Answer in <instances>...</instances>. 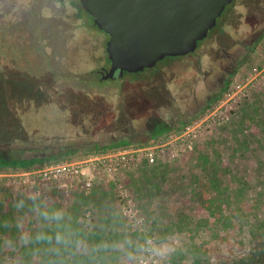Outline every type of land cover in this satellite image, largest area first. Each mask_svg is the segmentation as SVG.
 Masks as SVG:
<instances>
[{
  "label": "rangeland",
  "instance_id": "rangeland-1",
  "mask_svg": "<svg viewBox=\"0 0 264 264\" xmlns=\"http://www.w3.org/2000/svg\"><path fill=\"white\" fill-rule=\"evenodd\" d=\"M263 13L264 1L235 0L230 5L224 19L231 23L226 31L242 43L239 64L227 85L179 126L171 125L173 109L179 105L187 113L185 105L181 101L171 105L168 95L156 99L153 73L122 79L116 95L109 98L117 107L114 126L120 129L93 136L96 148L87 137L71 136L66 126L47 129V122L54 120L42 121L38 111L32 116L35 109L28 118L30 127L22 133L7 132L4 118L21 111L15 109L22 91L15 90L17 79L38 76L17 70L0 54V156L44 158L30 168H0V264H31L34 256L41 263L37 242L50 238L54 244L49 247H57L59 230L69 226L71 244L78 252H92L93 264H264ZM229 34L221 35L220 45L232 51ZM206 46L211 59L203 54ZM223 54L207 39L184 61L207 58L218 69L223 67ZM6 72L11 81L4 86L1 78ZM47 73L45 85L51 79ZM92 80L103 85L96 75ZM45 85L34 102L39 110L48 90ZM97 89L88 84L84 88L88 93L73 96L68 91L55 101L69 107L71 100L85 108L86 102L95 101ZM161 109L167 112L165 132L140 135ZM17 137L35 146H11ZM122 140L129 144L114 145ZM120 152L133 156L132 162L113 177L97 172L89 190L69 189L66 179L55 173L40 175L42 169L66 161ZM92 231L102 235L103 246L81 236Z\"/></svg>",
  "mask_w": 264,
  "mask_h": 264
},
{
  "label": "flooded vegetation",
  "instance_id": "flooded-vegetation-1",
  "mask_svg": "<svg viewBox=\"0 0 264 264\" xmlns=\"http://www.w3.org/2000/svg\"><path fill=\"white\" fill-rule=\"evenodd\" d=\"M234 1L227 5L218 18L216 26L209 30L206 38L199 41L194 52L166 57L153 67L138 73L124 72L120 75L119 70H116L114 76L108 77L107 74L112 66L107 52L110 36L95 24L94 17L84 9L81 0H0V54L4 57V61L16 66L17 70H26L29 75L38 76V80L17 79L15 90L22 91L18 96L16 94L15 109L21 111L12 112L9 117L4 118L5 129L13 134L17 131L22 133L25 127H30L31 122L28 118L35 109L36 113L32 116L37 117L38 111L42 121L54 120L47 122L50 124V126L47 124L49 126L47 129L51 125L53 128L66 126L71 136L78 134L87 137L92 148H96L98 144L93 136L102 131H113L115 134L120 129L114 126L113 122L117 107L113 99H109L116 95L115 92L118 90L116 86L129 75L134 77L145 72L148 73L143 78H147L149 73L154 74L151 90L156 99L168 95L172 97L171 105L179 101L185 105L187 113L184 110L180 111L179 105L176 106L177 109H173L171 125H181L188 114L198 113L227 85L229 76L239 64L243 50L242 43L238 37L235 35L233 37L226 31L231 23L227 24V20L224 19ZM213 31L216 32L211 36ZM224 33L230 35L232 51L220 45V37ZM207 39L216 45L220 52L224 51V56H221L223 67L216 69L212 65L213 61L208 59L207 63V58L203 60L202 57L194 62L184 61L186 57L196 53ZM203 54L210 58L209 46L203 48ZM46 72L50 74L51 79L46 84L48 90L43 93L45 95L42 99L43 111H41L34 102L35 98L40 97L38 91L45 85ZM93 75H96L103 85L94 82ZM143 78L135 81L141 82ZM9 81L11 79L6 72L1 82L6 86ZM88 84L99 89L95 92V101L86 102L85 108L81 104L72 105L71 100L69 107H66V104L56 103L57 95L68 91L73 96L77 95L76 93H88L84 91ZM27 86L28 89L25 90ZM77 87L79 90H76ZM6 96H8L7 91ZM149 119L147 127L143 128L140 135H156L164 128L162 124L167 123V112L161 109ZM25 142L21 137H17L11 146L29 149L35 146ZM69 145L63 144L66 148Z\"/></svg>",
  "mask_w": 264,
  "mask_h": 264
},
{
  "label": "water",
  "instance_id": "water-1",
  "mask_svg": "<svg viewBox=\"0 0 264 264\" xmlns=\"http://www.w3.org/2000/svg\"><path fill=\"white\" fill-rule=\"evenodd\" d=\"M233 0H81L110 36L107 52L116 70L138 73L170 56L194 52Z\"/></svg>",
  "mask_w": 264,
  "mask_h": 264
},
{
  "label": "trees",
  "instance_id": "trees-1",
  "mask_svg": "<svg viewBox=\"0 0 264 264\" xmlns=\"http://www.w3.org/2000/svg\"><path fill=\"white\" fill-rule=\"evenodd\" d=\"M165 132V129H160L156 135L162 134ZM125 144H129V141L122 140L117 143H115V146H122ZM44 161V158L41 157H32V158H13V157H4L0 156V168L4 167H21V168H30L35 164L42 163ZM208 208L211 209L213 207V202H207ZM78 216L75 217L76 222L78 220ZM71 229V226H69L66 231H63L64 229L61 228L59 230V245L57 247L50 245H53L54 243L51 242L50 238H47V242H43L42 244L37 242H33V246L36 245L38 249H41V263H37V258L32 261L31 264H93V253H81L77 251V248L71 244V236L69 234V230ZM81 236H87L89 240L95 241V244H99L100 246H103L105 244L104 239L102 238V235H100L98 232L92 231L91 233L87 234L85 232H82ZM76 239H73L75 241ZM38 251L34 250V253Z\"/></svg>",
  "mask_w": 264,
  "mask_h": 264
},
{
  "label": "built area",
  "instance_id": "built-area-1",
  "mask_svg": "<svg viewBox=\"0 0 264 264\" xmlns=\"http://www.w3.org/2000/svg\"><path fill=\"white\" fill-rule=\"evenodd\" d=\"M133 156H128L126 153H101L93 157L66 161L56 167L42 169L40 175L55 173L56 176H62L66 179L64 185L67 188L91 189L96 181V173L106 171L110 176L118 171V169L129 165L132 162ZM56 171V172H55Z\"/></svg>",
  "mask_w": 264,
  "mask_h": 264
},
{
  "label": "clouds",
  "instance_id": "clouds-1",
  "mask_svg": "<svg viewBox=\"0 0 264 264\" xmlns=\"http://www.w3.org/2000/svg\"><path fill=\"white\" fill-rule=\"evenodd\" d=\"M56 215H57V218H59V215H60V214H59V213H56Z\"/></svg>",
  "mask_w": 264,
  "mask_h": 264
}]
</instances>
